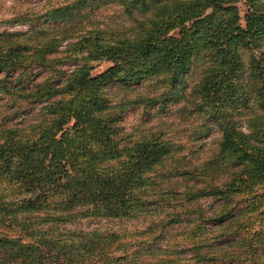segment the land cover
I'll list each match as a JSON object with an SVG mask.
<instances>
[{
    "label": "trees",
    "instance_id": "16d2710c",
    "mask_svg": "<svg viewBox=\"0 0 264 264\" xmlns=\"http://www.w3.org/2000/svg\"><path fill=\"white\" fill-rule=\"evenodd\" d=\"M0 25V100L38 105L23 125L0 111V264L264 258L250 223L264 213V0H62ZM141 106L175 107L199 122L191 141L213 132L215 146L201 159L152 126L123 143L121 113ZM154 216L133 233L67 226Z\"/></svg>",
    "mask_w": 264,
    "mask_h": 264
},
{
    "label": "rangeland",
    "instance_id": "374dc122",
    "mask_svg": "<svg viewBox=\"0 0 264 264\" xmlns=\"http://www.w3.org/2000/svg\"><path fill=\"white\" fill-rule=\"evenodd\" d=\"M62 0H0V20L3 18H8L14 14V12L20 11H37L42 12L46 8L51 5H54L56 2H60ZM239 9L241 15H243L245 6L243 3H239ZM102 15L106 19H113L116 22H120L123 20V16L121 11L117 7H110L107 10L102 12ZM5 25H0V29L4 28ZM16 29L21 28L20 26H15ZM96 68L94 72L101 71L105 69L109 63L101 62L94 63ZM178 106V105H177ZM19 107V108H18ZM38 108L36 104L30 103H22L19 106L15 105L13 102L7 100L6 98L0 100V111H2L3 115L11 117L10 121H7L9 124L15 125H23L26 124L30 118L34 115ZM177 108V107H176ZM16 109L17 111H13ZM153 108L148 107L147 109L143 106L138 108L127 109L125 112L121 113V119L119 121V125L121 128L120 138L123 143H127L131 138L135 139L139 132L143 129L149 128L150 126L154 127V129H158V127L162 128L165 131L166 137L170 138L177 144H182L183 146H203V148L199 151L197 156L203 159L215 146V140L217 137V133H211L209 136L202 137L197 141H191L189 138L190 132L193 131L199 122L190 120L188 122L182 121L177 113L175 112V107H170L169 113H166L162 117L155 116L153 113ZM1 118V116H0ZM195 149H198L195 147ZM186 160L191 162H197L195 159H192L189 155L186 154ZM196 155V154H195ZM196 156V157H197ZM178 180H173L172 183H164L163 187L168 188L174 185L175 189L181 190V185L179 183H175ZM162 202V201H160ZM202 209H205L208 213L212 210V206L215 203L210 201L209 199L201 200ZM242 202H240L239 206L241 207ZM158 206L161 208L154 215H162L163 211L172 210L170 209V204L165 201L163 203H159ZM156 217L153 218H140V219H110V218H98V217H90V218H79L77 220L72 221L68 224V227L78 228V229H99L103 232L106 231H115L118 233H122L123 231L135 232L138 230H143L146 228L147 224L152 220H155ZM252 223V230H259L262 235H264V213L253 216L250 220ZM182 227L176 226L172 230H170L168 237L171 240H174V245L178 247L187 246L188 240L184 239L181 235ZM247 233L240 232V236H246ZM233 237V236H232ZM138 240L140 239L137 238ZM167 240L163 242L166 244ZM259 253V252H258ZM263 257H254V259L244 260L241 264H263Z\"/></svg>",
    "mask_w": 264,
    "mask_h": 264
}]
</instances>
